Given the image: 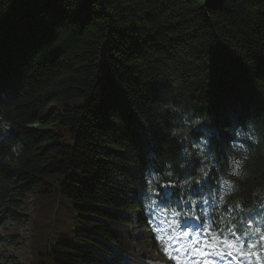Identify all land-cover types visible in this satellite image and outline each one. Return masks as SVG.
Returning <instances> with one entry per match:
<instances>
[{
	"label": "trees",
	"instance_id": "obj_1",
	"mask_svg": "<svg viewBox=\"0 0 264 264\" xmlns=\"http://www.w3.org/2000/svg\"><path fill=\"white\" fill-rule=\"evenodd\" d=\"M41 10H51V23L38 18ZM68 11L63 22L68 13L59 0H0V94L11 101L0 111L17 125L0 140V231L22 220L19 209L35 192L54 194L71 209L70 221L59 218L61 227L70 226L47 241L39 264L158 261L164 256L152 231L158 213L195 218L221 246L236 244L264 258L259 238L243 234L245 217L222 215L227 206L182 204L169 184L158 186L162 195L154 203L139 196L147 167L160 170L164 161L180 159V146L165 133L173 117L152 111L173 91L157 66L171 67L180 81L175 103L210 115L205 127L215 129L218 151L233 117L264 110L245 65L256 59L264 68V0H81L78 11L75 5ZM104 73L117 88L110 86L100 103ZM47 109L49 118H42ZM15 141L25 153L9 159ZM250 166L264 183V155ZM187 174L177 169L180 178ZM204 187H214L211 178ZM3 241L14 242L0 239V264H18Z\"/></svg>",
	"mask_w": 264,
	"mask_h": 264
},
{
	"label": "clouds",
	"instance_id": "obj_2",
	"mask_svg": "<svg viewBox=\"0 0 264 264\" xmlns=\"http://www.w3.org/2000/svg\"><path fill=\"white\" fill-rule=\"evenodd\" d=\"M59 2L60 7L68 13V17L63 22L71 17L69 8L75 5L78 11L81 4V0H59ZM51 13V10H41L38 18L44 23H51ZM60 25L58 24L55 29ZM260 56L264 57V55ZM245 65L249 69L248 79L252 89L261 100H264V68H261L256 59L251 66ZM157 67L161 69V75L167 76L173 91L164 99L155 101L152 111L157 117H173L168 121L169 126L165 129V133L169 140L175 141L180 146L178 153L180 159L175 165L171 160L164 161L160 170L147 167L143 173L146 187L140 192V199L152 200L154 203L153 198L162 195L158 186L169 184L184 197L182 204L195 206L198 203L205 205L213 203L221 210L227 206V212H222V215L226 218L231 217L232 220L245 217L241 222L244 236H250L254 240L258 237L260 250L264 252V183L257 182L255 170L250 166L257 155H264V110L257 109L242 121L233 117L234 122L227 129L226 145L218 151L212 145V134L215 129L205 127L206 123H210V115L195 114L187 105L175 103L171 97L180 95V81L172 73L171 67L164 68L162 65ZM209 71L211 72V67ZM110 86L117 88L113 77L104 73L97 83L100 103ZM124 99L129 104L126 96ZM4 101L10 104V97L0 94V103ZM16 127L14 117L0 111V140ZM150 136L151 134L148 133L149 140ZM9 151V159H19L25 153V145L21 141L12 142ZM154 155L149 153L148 158ZM177 169L181 173L188 172V174L180 178ZM210 178L214 187L205 189L204 186L209 183ZM194 188L203 191L200 195L193 196L191 193ZM193 212H195L194 208ZM207 212L208 209H205V214ZM252 255L256 257L255 264H264L261 255L255 252ZM146 264H153V261L148 260ZM248 264L253 262L249 260Z\"/></svg>",
	"mask_w": 264,
	"mask_h": 264
},
{
	"label": "rangeland",
	"instance_id": "obj_3",
	"mask_svg": "<svg viewBox=\"0 0 264 264\" xmlns=\"http://www.w3.org/2000/svg\"><path fill=\"white\" fill-rule=\"evenodd\" d=\"M81 103L79 100H75ZM50 111H44L42 118H49ZM59 206V214L56 216V210ZM71 209L63 199H58L54 194L47 195L44 198L38 197L37 193L29 194L19 209V216L22 217L20 222L11 221L8 223L4 231H0V239L14 240L12 245L2 242L1 248L6 255L16 259L18 264H39L44 263V258H40L38 254L45 252L47 241L53 238L54 234L62 232L66 229V224L61 227L60 217L65 221H70L69 213ZM161 227L167 229V225L163 223L160 216L157 218ZM31 225V238L29 237L28 225ZM70 224V223H69ZM66 225V226H65ZM153 231V230H152ZM155 234V232L153 231ZM30 241V249L29 242ZM161 241L166 248V258H157L153 264H187L183 260H191L192 255L203 252L209 248L198 231L192 232L185 229L182 232L173 229V233H162ZM29 250V251H28ZM156 257V256H155ZM231 261V263H227ZM227 262L222 264H238L227 257ZM50 264V263H48ZM189 264H195L190 262Z\"/></svg>",
	"mask_w": 264,
	"mask_h": 264
},
{
	"label": "bare ground",
	"instance_id": "obj_4",
	"mask_svg": "<svg viewBox=\"0 0 264 264\" xmlns=\"http://www.w3.org/2000/svg\"><path fill=\"white\" fill-rule=\"evenodd\" d=\"M158 214H159V216H161L160 213H158ZM27 228H28V230H29V237H28V238H31V237H32V235H31L32 233H31L30 229H32V227H31V225L29 224ZM63 231H64V230H63ZM66 232H69V231H66ZM28 242H29V247H28V248L30 249V241L28 240ZM46 248H47V246H45V249H46ZM30 250H31V249H30ZM28 251H29V250H28Z\"/></svg>",
	"mask_w": 264,
	"mask_h": 264
}]
</instances>
